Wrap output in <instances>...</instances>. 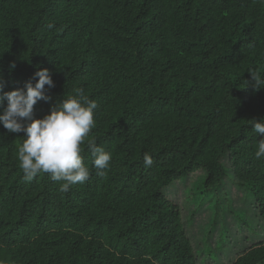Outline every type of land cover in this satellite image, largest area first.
Listing matches in <instances>:
<instances>
[{
    "label": "trees",
    "instance_id": "trees-1",
    "mask_svg": "<svg viewBox=\"0 0 264 264\" xmlns=\"http://www.w3.org/2000/svg\"><path fill=\"white\" fill-rule=\"evenodd\" d=\"M38 66L55 86L35 118L78 88L98 104L81 146L90 178L67 192L46 173L25 181L24 133L0 125V264H201L165 191L197 171L205 192L232 173L256 203L253 230L264 227V134L249 121L264 119V88L246 81L264 74V0H0L4 91ZM88 140L112 155L103 176ZM222 222L216 244L199 245L213 262L229 244ZM230 264H264V238Z\"/></svg>",
    "mask_w": 264,
    "mask_h": 264
},
{
    "label": "clouds",
    "instance_id": "clouds-1",
    "mask_svg": "<svg viewBox=\"0 0 264 264\" xmlns=\"http://www.w3.org/2000/svg\"><path fill=\"white\" fill-rule=\"evenodd\" d=\"M15 67L13 62L11 68ZM248 72L251 80H246L247 85L251 84L256 90L264 88V74L254 69ZM46 86H55L52 72L39 66L32 80L22 89L5 92L4 84L0 83V108L3 109L0 111V125L8 132L24 133L25 139L18 149L19 167L24 180L31 182L39 174L46 173L51 180L63 182L60 191L67 192L70 186L83 184L90 178V169L84 163L81 146L96 126L94 114L98 104L85 95L83 88H78L74 94L65 95L50 114L37 119L34 106L38 101L50 100L46 95ZM249 121L253 132L264 134V119ZM88 151L93 157L97 174L105 175L110 168L111 153L97 146L94 140H88ZM255 157L257 160L264 158V139L257 141ZM152 163V156L145 153V168L151 167Z\"/></svg>",
    "mask_w": 264,
    "mask_h": 264
},
{
    "label": "rangeland",
    "instance_id": "rangeland-1",
    "mask_svg": "<svg viewBox=\"0 0 264 264\" xmlns=\"http://www.w3.org/2000/svg\"><path fill=\"white\" fill-rule=\"evenodd\" d=\"M203 178L204 172L197 171L174 182L165 191L180 205L185 215L186 227L193 239V244L198 249L201 264H230L235 254L264 238V227L260 224L257 231L253 230L259 223L257 220L260 221L256 203L238 184L232 173H227L223 178L222 185L211 192H205L198 188L195 190L196 183ZM195 197L198 202H195ZM246 218L248 219L244 220ZM251 219H254V225H248L252 223L249 221ZM223 220L226 221L228 227L229 244L218 252L219 257L221 256L220 260L213 262V257L209 255V249H200L199 245L202 244V238L210 244H216L220 227L224 226ZM214 252L216 249H213V254Z\"/></svg>",
    "mask_w": 264,
    "mask_h": 264
}]
</instances>
